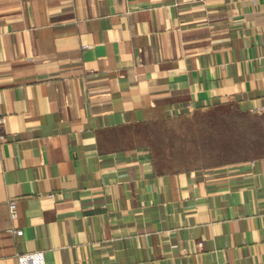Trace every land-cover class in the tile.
Here are the masks:
<instances>
[{
  "label": "crops",
  "instance_id": "crops-1",
  "mask_svg": "<svg viewBox=\"0 0 264 264\" xmlns=\"http://www.w3.org/2000/svg\"><path fill=\"white\" fill-rule=\"evenodd\" d=\"M225 104L264 112V0H0V264H264V155L114 133Z\"/></svg>",
  "mask_w": 264,
  "mask_h": 264
},
{
  "label": "rangeland",
  "instance_id": "rangeland-1",
  "mask_svg": "<svg viewBox=\"0 0 264 264\" xmlns=\"http://www.w3.org/2000/svg\"><path fill=\"white\" fill-rule=\"evenodd\" d=\"M118 144H145L160 167H198L264 155V112L230 104L118 128Z\"/></svg>",
  "mask_w": 264,
  "mask_h": 264
},
{
  "label": "built area",
  "instance_id": "built-area-1",
  "mask_svg": "<svg viewBox=\"0 0 264 264\" xmlns=\"http://www.w3.org/2000/svg\"><path fill=\"white\" fill-rule=\"evenodd\" d=\"M10 206H11L12 211H15V208H16V203H15V201H12V202L10 203ZM17 232H18V233H22L23 230H22V229H17Z\"/></svg>",
  "mask_w": 264,
  "mask_h": 264
},
{
  "label": "trees",
  "instance_id": "trees-1",
  "mask_svg": "<svg viewBox=\"0 0 264 264\" xmlns=\"http://www.w3.org/2000/svg\"><path fill=\"white\" fill-rule=\"evenodd\" d=\"M159 165V164H158Z\"/></svg>",
  "mask_w": 264,
  "mask_h": 264
}]
</instances>
